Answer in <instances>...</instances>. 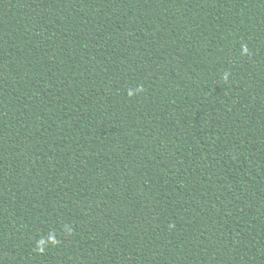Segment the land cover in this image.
<instances>
[{
    "label": "trees",
    "instance_id": "trees-1",
    "mask_svg": "<svg viewBox=\"0 0 264 264\" xmlns=\"http://www.w3.org/2000/svg\"><path fill=\"white\" fill-rule=\"evenodd\" d=\"M0 264H264V0H0Z\"/></svg>",
    "mask_w": 264,
    "mask_h": 264
}]
</instances>
